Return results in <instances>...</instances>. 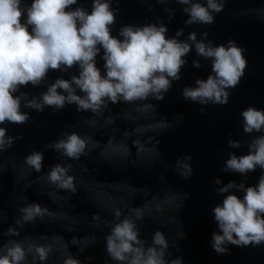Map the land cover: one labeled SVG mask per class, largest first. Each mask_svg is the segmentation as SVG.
I'll list each match as a JSON object with an SVG mask.
<instances>
[{
  "label": "water",
  "instance_id": "water-1",
  "mask_svg": "<svg viewBox=\"0 0 264 264\" xmlns=\"http://www.w3.org/2000/svg\"><path fill=\"white\" fill-rule=\"evenodd\" d=\"M25 2L30 4L31 0ZM193 2L205 3L206 0ZM79 6L91 11L92 0H78L72 8ZM112 7L119 9L116 23L110 26L114 36H118L125 25H159L162 22L168 28V38L175 37L191 46L189 53L182 57L187 63L181 69V79L172 82L162 101L150 97L134 104L120 102L113 105L109 102L99 115L91 110L79 112L76 104L67 102L60 110L46 105L43 111L23 106L32 99L42 103V93L47 92L56 79L71 80L73 75H78V67L67 71L50 70L38 86L22 87L21 92L27 95L22 98L21 111L28 113L30 119L24 124L5 122L0 125L6 129V138L23 137L14 139L11 147L0 152V247L9 240L25 242L30 239L34 244L53 245L46 264H63L69 252L82 264H117L106 252L105 237L110 232L107 225L116 222V209L120 210V219H123L130 208L141 207L144 219L136 221L140 238L150 245L153 234L162 231L169 244L165 253L169 261L183 257V264H264V245L243 248L224 245L230 249V255H218L211 248L212 233L222 234L213 209L222 204L229 193L243 196L242 190L237 192L235 188L224 194L218 189L229 181L255 185L262 171L257 167L255 172L242 176L224 168L230 153L246 154L248 144L264 135V132L245 133L240 115L249 106L264 109V0H227L224 10L214 14L215 23L211 25L185 24L189 17L183 9L190 5H181L176 0L168 3L112 0ZM179 30L183 34L176 36ZM192 32L196 33V41L188 39ZM204 32H208L207 39ZM229 39L247 49L244 55L248 65L240 84L227 89L231 93L228 104H199L185 100L184 88L198 87L197 79L214 75L211 58L197 55L195 43L212 41L213 46H227ZM102 56L101 49L96 62L104 75ZM194 62L200 66L195 67ZM76 94L84 95L79 89ZM144 103L156 105V111L146 114L135 111ZM201 108L206 109L203 114L199 111ZM125 113L130 118H125ZM109 116L114 122L108 121ZM180 117L183 121L177 123ZM162 119L174 127L162 132L153 131L151 124ZM73 132L82 138L91 137L96 144L93 149L89 143L85 149L88 155L79 160L62 155L54 147L56 142L67 139ZM229 140L239 141L241 146L229 147ZM32 152H41L44 156L40 172L24 163L25 157ZM189 155L191 161L186 159ZM178 160L192 166L190 178L179 175ZM57 164L62 167L72 165L67 175L75 177V193L60 189L46 179ZM217 179L219 184L215 183ZM33 203L47 207L52 215L24 221L20 209ZM94 214L99 216L98 221L93 219ZM131 218L134 219V213ZM17 220L21 223L17 224ZM9 227L19 235H4ZM181 233L186 235L181 238ZM74 237L76 244L72 243ZM64 243L67 252L63 250ZM24 246L26 248L27 243ZM81 248L83 252L79 251ZM88 257L92 259L88 260ZM26 264H32L31 254ZM36 264L44 262L37 260Z\"/></svg>",
  "mask_w": 264,
  "mask_h": 264
},
{
  "label": "clouds",
  "instance_id": "clouds-1",
  "mask_svg": "<svg viewBox=\"0 0 264 264\" xmlns=\"http://www.w3.org/2000/svg\"><path fill=\"white\" fill-rule=\"evenodd\" d=\"M168 2L169 0H157V3ZM176 2L190 5L183 9L189 17L185 24L211 25L215 23L214 14L224 10L227 0ZM77 4L78 0H31L30 4L25 0H0V125L5 122L24 124L30 119L28 113L21 111L22 98L27 95L21 92V88L29 84L38 86L50 70L67 71L75 66L79 68V74L73 75L71 80L56 79L47 92L42 93V103L36 99L28 100L23 105L25 108L43 111L46 105L60 110L67 102L76 104L79 112L91 110L93 114L99 115L108 107L109 102L113 105L120 102L134 104L147 101L150 97L162 101L164 93L171 89L172 82L181 79V69L187 63L182 57L189 53L191 46L175 37L168 38V28L162 22L159 25H125L120 28L118 36H114L110 26L116 23L119 9H113L112 0H92L91 11L83 6L73 9L72 6ZM182 34V30H179L176 36ZM203 36L207 39L208 32H204ZM188 39L196 41V33H190ZM195 48L197 55L211 58V73L214 75L197 79L198 87L184 88L183 98L199 104L211 102L212 105H227L231 94L227 89L236 88L245 75L248 61L244 54L247 49L232 39L228 40L227 46H213L212 41H201L195 43ZM101 49L104 75L96 62ZM194 66L200 65L194 62ZM76 89L84 95H77ZM135 111L145 114L155 112L156 105L144 103ZM199 111L203 114L206 109L201 108ZM240 115L243 117L242 127L245 133L264 132V109L249 106ZM125 118H130L128 113H125ZM108 121L114 122L111 116ZM182 121L183 117H180L177 123ZM92 123L95 124L96 121L93 120ZM173 127L166 119L151 124L155 132ZM22 138H6V129L0 127V152L11 147L14 139ZM89 143L93 149L96 147L91 137L82 138L73 132L67 139L56 142L54 147L62 155L79 160L81 156L88 155L85 149ZM228 144L233 148L241 146L236 140H229ZM156 155L159 156V152ZM229 155L225 171L242 176L255 172L257 167L262 171L255 185L246 186L245 181L239 184L229 181L218 189L220 194L229 193L233 188L237 192H243L242 197L227 194L222 204L213 209L214 219L222 232L212 233L211 248L218 255L231 254L230 249L224 246L227 244L241 248L264 245V135L254 138L248 144L246 154ZM186 159L191 161L192 157L189 155ZM43 160L41 152H32L25 157L24 163L40 172ZM71 167V164L67 167L57 164L52 167L46 179L60 189L75 193V177L67 175ZM176 167L184 179L193 174V168L188 163L178 160ZM215 183L219 184L220 180L217 179ZM180 206L182 207V203ZM20 211L24 214V221H32L46 214L52 215L47 207L42 208L37 203ZM133 213L134 219L131 218ZM114 215L116 222L108 223L110 232L105 237L106 252L112 261L117 264H183V257L171 261L165 258L169 244L162 231L157 230L153 234L150 245L140 238L136 221H143V208H130L129 214L123 219H120L119 209L115 210ZM93 219L98 221L99 216L94 214ZM16 223L20 224L21 221L17 220ZM4 235L18 236L19 233L9 227ZM185 235L180 234L181 238ZM72 243H77L75 237ZM63 250L67 252L66 243ZM79 251L83 252L84 249ZM0 252L5 253L0 255V264H26L29 254L32 255V264H36L37 260L46 264L53 252V245L34 244L30 239L25 242L9 240L0 247ZM91 259L92 257H88V260ZM63 264L82 262L74 259L69 252Z\"/></svg>",
  "mask_w": 264,
  "mask_h": 264
}]
</instances>
